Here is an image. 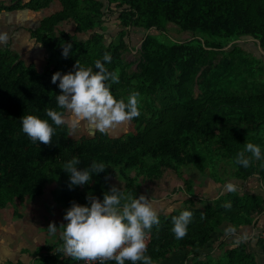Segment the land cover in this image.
<instances>
[{"label": "trees", "instance_id": "trees-1", "mask_svg": "<svg viewBox=\"0 0 264 264\" xmlns=\"http://www.w3.org/2000/svg\"><path fill=\"white\" fill-rule=\"evenodd\" d=\"M54 4L57 11L27 30L45 51L47 72L10 47L0 48V210L47 194L58 198L57 193L66 210L73 202L90 206L86 197L91 194L102 202L116 179L124 182L121 191L138 198L141 177L158 180L167 170L182 177L183 169L203 174L216 161L231 163V180L247 182L256 174L264 179V158L252 159L248 168L235 163L247 143L260 146L264 157V58L237 43L253 39L264 52V0H0V14L39 13ZM113 16L120 33L107 41L105 24ZM170 25L192 37L183 42L167 38ZM133 29L144 33L143 59L139 71L130 73L122 53ZM65 43L72 44L68 58L62 56ZM105 52L111 54L110 63L103 61ZM219 55L223 58L215 64ZM98 59L109 71L119 70V83L108 82L114 98L126 102L133 91L140 93V115L131 121L132 132L122 137L98 132L74 140L68 123L53 124L52 144H33L22 132L23 116L34 115L50 124L46 109L67 116L57 106L61 92L52 76L74 73L77 61L96 71ZM74 157L81 161V170L93 161L104 163L106 169L93 175L89 184L70 189L63 166ZM228 180L221 178L220 184ZM191 189L188 182L187 195L179 201L184 206L160 216L159 227L151 229L145 254L153 264H162L175 252L191 256L187 264H259L246 244L220 256L210 251L220 242L225 223L232 224L228 233L250 226L252 216L264 212V197L226 191L206 198ZM185 210L193 218L187 235L177 239L172 218ZM62 243L59 237L52 247L43 248L34 264H72L75 260L58 250Z\"/></svg>", "mask_w": 264, "mask_h": 264}, {"label": "clouds", "instance_id": "clouds-1", "mask_svg": "<svg viewBox=\"0 0 264 264\" xmlns=\"http://www.w3.org/2000/svg\"><path fill=\"white\" fill-rule=\"evenodd\" d=\"M10 37L6 32H0V45H6ZM62 56L68 58L72 48L71 43H65ZM111 54L105 52L104 62H111ZM74 73L61 75L57 72L52 76V83L59 81L58 88L61 94L56 96L59 109L71 114L70 127L75 129L81 122H87L91 127L105 132L117 125L132 121L139 117L140 93L133 91L125 102L117 100L110 91V84L119 83V70L109 71L101 60L95 61V69L82 67L79 61L74 65ZM46 116L41 119L34 115L21 118L22 132L33 143L50 146L55 128L69 123L64 111L46 109ZM245 153H250L246 157ZM262 152L260 146L247 143L243 151L235 157V163L244 168L250 166L251 160H260ZM81 161L73 158L63 167L69 174V188L89 184L93 175L105 171L104 163L93 161L88 167L79 169ZM227 192H236L234 184L225 185ZM86 199L90 206L72 203L66 210L63 219L66 224L59 228L50 223L47 232L49 236H56L58 229H62L60 239L63 241L59 251L65 256L84 264H105L115 261V264H153L147 252V236L153 226L160 225V220L153 202L145 195L138 198L131 193H124L117 187L103 196V201L89 194ZM230 207L229 205H226ZM193 213L183 211L172 218V231L177 239L187 235L188 225L192 221ZM203 213L201 219H203Z\"/></svg>", "mask_w": 264, "mask_h": 264}, {"label": "rangeland", "instance_id": "rangeland-1", "mask_svg": "<svg viewBox=\"0 0 264 264\" xmlns=\"http://www.w3.org/2000/svg\"><path fill=\"white\" fill-rule=\"evenodd\" d=\"M58 10L57 5H51L47 10L36 13L31 12L29 10L22 11V12H15L11 13L8 16V19H12L14 21H18L21 19V23H24L26 27H23V30L19 31L18 34H22V37L27 39V46L19 47L18 52L21 55L26 56L28 62L35 61L36 67L42 73L48 71V61L46 60L47 57L43 54V48L40 45L33 44V41L29 39V33L27 32L28 29L36 28L39 26L40 21L47 16L49 13H53ZM5 13H2V17ZM118 22L116 21V17H111L110 19L106 20V40L111 41L112 39L118 38L120 33V29L117 27ZM66 29H71L72 26L64 25ZM155 35H161L160 32H153ZM167 38L183 42L189 37H192L190 34L181 33L175 26L170 25L168 27V31L165 34ZM144 39V33L140 29H133L128 35L126 36L127 47L122 53V59L126 65L129 66V72H138L140 69V64L142 62V42ZM18 44L21 45V42ZM238 44L242 45V47L249 52L253 53L257 58H264V52L259 47L258 42L253 39H246ZM233 43L226 47L224 50L231 48ZM24 53V54H23ZM42 55L45 57V60L42 58ZM223 55H219L218 58L215 60V64H218L220 60H222ZM264 69V63L262 64ZM196 95L200 94L199 86L197 85L195 88ZM66 120L69 121L68 125L70 126L71 114L67 112ZM134 128V124L130 122H126L124 124L117 125L113 128L108 129L105 133H108L111 137H122L132 132ZM100 132L98 129L91 127L87 124V122H81L75 129L70 127V135L74 140H77L81 137H93L96 133ZM183 176L180 177L174 170H167L161 179L158 180H148L141 177L138 180L140 186V193L141 195H145L151 201L155 199L167 200V198L171 197L174 191L177 188V185L180 183L184 189H187V183L190 182L192 185L191 192L192 193H200L204 197H212L220 192V179H232L230 178L233 173V168L231 163L228 161L221 162L216 161L214 164H209L208 168L202 174L197 170L191 169H183L182 171ZM124 182L116 179L112 182V187L124 186ZM57 189V188H56ZM237 191H239L237 189ZM58 198H53L51 194H47L43 199H36V200H28L24 204H20L18 201L11 204V207H20L27 206L29 207L28 210L32 212L33 221L36 224L42 223V232H47V228L50 223H55L57 228L61 226V224H65L67 221L63 219L64 215L66 214V208L64 207L63 203L60 202V197L58 194ZM186 197V196H185ZM196 207H203L205 203L194 202ZM184 206V204H182ZM169 206H158L156 207V211L158 216H162L163 214H167L170 210H168ZM17 211H19L17 209ZM45 222H47V227L44 226ZM31 223V222H30ZM40 227V228H41ZM32 231H38V228L35 224L33 227L30 228ZM62 229H58L56 236L52 237L49 236L48 238H44L48 240V247H52L60 237L58 233H61ZM38 233H40L38 231ZM46 235V234H45ZM40 237V236H39ZM217 239V238H215ZM259 251L257 252V261L259 264H264V246L259 240ZM35 250V249H34ZM39 252V251H38ZM38 254V253H36ZM218 255L220 256V250L218 251Z\"/></svg>", "mask_w": 264, "mask_h": 264}, {"label": "crops", "instance_id": "crops-1", "mask_svg": "<svg viewBox=\"0 0 264 264\" xmlns=\"http://www.w3.org/2000/svg\"><path fill=\"white\" fill-rule=\"evenodd\" d=\"M10 14V12H5L3 17L0 14V32H6L10 37L8 43L6 45H0V48L10 47L12 51L21 55L18 52V48L25 45L27 46V39L22 37V34L18 33L23 30V27H26V25L21 23V19L17 22L8 19ZM29 39L33 41V44H36L30 35ZM19 42H21V45L18 44ZM43 54H45L44 50ZM24 55L21 56L28 62ZM42 58L45 60L43 55ZM28 63L35 64V61H30ZM228 183L234 184L242 194H253L264 197V179L260 174H256L247 182L230 179ZM226 184H220V194L226 192ZM186 195L185 189L179 183L171 197L167 198L168 201L163 200V198L162 200L154 198L152 202L154 208L158 206H169L168 210H172L182 206L179 201L184 199ZM148 197L149 196H147V198ZM17 209L19 211H17ZM28 209L29 207L21 205L20 207L9 206L0 210V264H34L43 254V248L47 249L48 240L44 241V238H48V234L47 232H42V223H34L32 212ZM252 217L253 220L250 226L241 227L237 231H232L230 233H228V231L232 229V224L225 223L220 229V242L216 243L210 252L216 254L220 250V254L223 255V253L229 249L236 248L240 244H246L250 253L257 255L260 248L259 240L261 242L260 233L264 229V212L262 214L256 213ZM33 224L36 225L40 233H38L37 230L32 231L30 229L33 227ZM44 226L47 227V222H45ZM58 235H60V233H58ZM38 251L40 254H36ZM206 253H208V250ZM190 257L191 256L186 255V253L175 252L162 264H187Z\"/></svg>", "mask_w": 264, "mask_h": 264}, {"label": "built area", "instance_id": "built-area-1", "mask_svg": "<svg viewBox=\"0 0 264 264\" xmlns=\"http://www.w3.org/2000/svg\"><path fill=\"white\" fill-rule=\"evenodd\" d=\"M260 239H261L262 244H263V246H264V229H263V231L260 233ZM151 242H152V236H151V234L149 233L148 236H147V248H148V249L150 248ZM107 262H111V261H107ZM105 263H106V262H105ZM72 264H84V262H77V261H74Z\"/></svg>", "mask_w": 264, "mask_h": 264}, {"label": "water", "instance_id": "water-1", "mask_svg": "<svg viewBox=\"0 0 264 264\" xmlns=\"http://www.w3.org/2000/svg\"><path fill=\"white\" fill-rule=\"evenodd\" d=\"M240 42V41H237V43ZM259 47H260V44L258 43Z\"/></svg>", "mask_w": 264, "mask_h": 264}]
</instances>
